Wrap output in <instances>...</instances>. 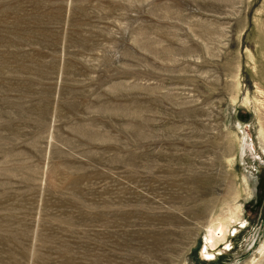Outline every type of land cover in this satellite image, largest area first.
<instances>
[{
    "label": "rangeland",
    "instance_id": "rangeland-1",
    "mask_svg": "<svg viewBox=\"0 0 264 264\" xmlns=\"http://www.w3.org/2000/svg\"><path fill=\"white\" fill-rule=\"evenodd\" d=\"M0 264H264V0H0Z\"/></svg>",
    "mask_w": 264,
    "mask_h": 264
},
{
    "label": "bare ground",
    "instance_id": "bare-ground-1",
    "mask_svg": "<svg viewBox=\"0 0 264 264\" xmlns=\"http://www.w3.org/2000/svg\"><path fill=\"white\" fill-rule=\"evenodd\" d=\"M215 228H216V227H215ZM221 229H222V228H221ZM221 231H222V230H221ZM222 233H223V232H222ZM222 235H223V234H222ZM209 238L212 240V243L215 242L214 240H216L217 238L215 239V232H214V231L211 232ZM217 242H218V241H217ZM217 242H216V243H217ZM213 245H215V244H213ZM205 248H206V247H205ZM206 249H207V248H206ZM208 252H209V251H208ZM203 253H204V252H203ZM206 253H207V252H206ZM207 254H208V253H207ZM210 258H211V257H210Z\"/></svg>",
    "mask_w": 264,
    "mask_h": 264
}]
</instances>
